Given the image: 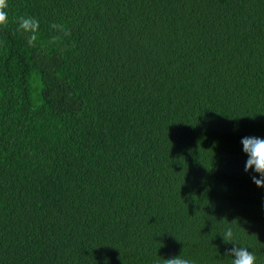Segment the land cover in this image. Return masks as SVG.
<instances>
[{"label":"trees","instance_id":"1","mask_svg":"<svg viewBox=\"0 0 264 264\" xmlns=\"http://www.w3.org/2000/svg\"><path fill=\"white\" fill-rule=\"evenodd\" d=\"M7 2L0 264H264V0Z\"/></svg>","mask_w":264,"mask_h":264},{"label":"clouds","instance_id":"2","mask_svg":"<svg viewBox=\"0 0 264 264\" xmlns=\"http://www.w3.org/2000/svg\"><path fill=\"white\" fill-rule=\"evenodd\" d=\"M7 8V0H0V26H6L8 23ZM39 27V21L35 17L21 16L19 18L18 30L30 33L28 38L29 45H32L37 40ZM50 27L59 29L60 31L64 30L62 25L52 24ZM241 143L243 145V151L248 155L244 169L245 172L253 170L257 173L258 177L257 175H253L251 179L257 187H264V138L244 137ZM221 236L226 244L231 243L234 245L226 253L227 256L232 257V264H257L255 253L235 241L231 227L226 228ZM163 264H195V261L184 257L181 252L180 255L163 259Z\"/></svg>","mask_w":264,"mask_h":264}]
</instances>
